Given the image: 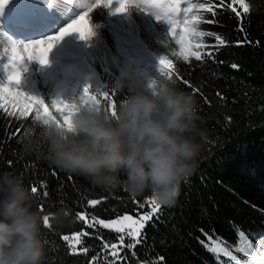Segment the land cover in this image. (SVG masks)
Masks as SVG:
<instances>
[{
    "label": "trees",
    "instance_id": "obj_1",
    "mask_svg": "<svg viewBox=\"0 0 264 264\" xmlns=\"http://www.w3.org/2000/svg\"><path fill=\"white\" fill-rule=\"evenodd\" d=\"M27 1L31 3L26 12L40 10L39 0ZM153 2L170 5L174 0ZM188 3H207V0H182L180 8H186ZM229 3L232 0H224V5L212 0L209 6H214V14L204 9L198 13L202 20L200 30L214 34L203 37L201 42L217 44L215 36L225 42L204 49L213 53L212 58L204 57L201 61L190 58L184 62L171 57L172 80L198 101L197 127L202 133L198 137L202 150L194 172L181 183L178 200L172 206L159 204L151 219L144 222L134 248L128 247L132 243L129 238L121 246L117 233L89 224L94 223L92 217L107 221L150 213L155 204L148 201L153 196L148 192L132 196L123 183L116 189H106L83 176L62 171L46 158L44 126L31 117L20 121L0 114V173L15 172L26 187L36 186L33 209L50 217V227L42 228L47 241L45 264H252L254 259L261 258L264 251V0H245L247 13L238 3L232 5L236 10L232 11L226 6ZM168 15L182 20L185 13ZM76 34L77 42L92 56L94 87L97 92L115 91L118 106L128 95V89L119 92L115 88L120 68L113 62L114 57L98 38L92 43ZM145 62L142 69L146 76L140 82L163 77L157 59L147 57ZM63 99L80 102L78 93L71 89ZM100 105L107 107L103 98ZM29 138L32 144L26 151ZM45 190L47 197L43 195ZM91 200L100 202L91 205ZM61 209L70 214L57 222L50 214ZM81 212L86 219L78 218ZM78 233L84 234L80 235V243L75 244ZM64 235L73 238L74 248L62 239ZM205 236L212 242L206 241ZM85 248L88 250L84 251Z\"/></svg>",
    "mask_w": 264,
    "mask_h": 264
},
{
    "label": "clouds",
    "instance_id": "obj_2",
    "mask_svg": "<svg viewBox=\"0 0 264 264\" xmlns=\"http://www.w3.org/2000/svg\"><path fill=\"white\" fill-rule=\"evenodd\" d=\"M119 71L115 88L128 89V95L116 115L101 105L81 106L73 114L72 131L45 127L46 158L97 186L116 189L123 183L132 196L148 192L159 204L172 206L202 150L198 101L167 77L143 83L130 67ZM31 144L29 138L26 151ZM0 194V264H45V215L33 209L35 194L8 171L0 173ZM69 214L61 209L50 215L62 222Z\"/></svg>",
    "mask_w": 264,
    "mask_h": 264
},
{
    "label": "rangeland",
    "instance_id": "obj_3",
    "mask_svg": "<svg viewBox=\"0 0 264 264\" xmlns=\"http://www.w3.org/2000/svg\"><path fill=\"white\" fill-rule=\"evenodd\" d=\"M39 2L37 4L40 10L29 13L25 8L31 2L8 0L0 12V57H4L0 60V82L7 80L5 49L11 42L27 44L57 35L89 8L92 9L89 20L95 35L88 41L94 43L96 38L102 41L114 59L119 58L118 67H130L138 80H143L146 76L142 65L146 63L147 57L159 61L160 57L167 55L171 60L172 51H179V46L169 35L172 25L167 20H158L156 13L160 10L149 6L154 3L153 0H134L126 13L115 12L118 7L116 0L111 8L104 4L97 6V0ZM25 66L27 71L16 87L43 99L49 105L53 100L63 99L68 89L77 92L79 97L85 86H90L93 92H97L94 87L92 56L84 45L77 42L76 33L69 34L52 49L47 65L26 60ZM50 110L55 114L54 109ZM252 264H264V251L261 258L254 259Z\"/></svg>",
    "mask_w": 264,
    "mask_h": 264
},
{
    "label": "snow or ice",
    "instance_id": "obj_4",
    "mask_svg": "<svg viewBox=\"0 0 264 264\" xmlns=\"http://www.w3.org/2000/svg\"><path fill=\"white\" fill-rule=\"evenodd\" d=\"M113 2L114 0H97V6L99 4H104L106 7L111 8ZM116 2L118 3V7L115 9V12L126 13L134 3V0H116ZM181 2L182 0H174L170 5L161 3H152L149 5L152 8L160 10V12L156 13L158 20H167L172 25L169 35L174 39L175 44L179 46V51L173 50L171 55L178 61L183 60L184 62H188L190 58H194L197 61H201L204 57L212 58L213 53L211 51H204V49L215 48L225 42L221 37L215 36L214 38L217 44L210 45L202 43L201 39L203 37L213 36L214 34L200 30L199 25L202 20L198 15L200 9L214 14V6H209L212 0H207V3H188V6L184 9L180 8ZM7 3L8 0H0V12L3 11ZM219 3L220 5H224V0H219ZM234 3H238L242 6L245 13L249 11V7L245 3V0H232V3L226 6L232 11H236L232 6ZM136 6L138 7V5ZM91 10L92 9L89 8L88 11H85L78 18L72 20L57 35L27 44L10 43V46L5 49L7 63L4 67L7 71V80L6 82H0V114L20 121L27 120L31 117L34 122L44 126V128L55 124L58 127H64L72 131V117L79 107L100 105L101 98H103L107 104L105 110L110 112L113 116L116 115L117 102L114 100L115 91H113L112 94L107 91L93 92L90 86H85L79 103L57 99L53 100L51 105H49L43 99L29 95L16 87V85L21 82L24 72L27 71L25 66L26 60H35L39 61L41 65H47L49 63V54L52 49L69 34L78 33L81 40H90L95 35L89 20V13ZM181 11L185 13L182 20L173 19L168 15L171 12L178 16ZM236 14L239 15V12ZM207 22L211 23L213 21ZM2 59H4V57H0V60ZM171 63L172 61L167 55L160 57V73L169 79H173V73L169 68ZM232 67L236 68L238 66L233 65ZM184 83L187 84L188 82L184 81ZM50 109H54L55 114ZM31 190L34 194L38 192L36 186H32ZM43 195L47 197L48 192L46 190L43 191ZM99 202L98 200H91L89 203L91 205H96ZM148 203L155 204V207L150 213L141 215L139 219L124 215L111 222H106L102 219L92 217L94 223L89 224V227L100 225L105 229L112 230L118 234V243L121 246L124 245V240L127 237L132 241L128 247L134 248L135 245L139 243V238L142 235L141 230L144 227V223L142 222L150 220L152 213L159 208V203L154 197L149 199ZM41 210L43 209L41 208ZM77 216L79 219H86L83 212L78 213ZM49 221L50 217L45 215L46 227H50ZM82 234L84 233L76 234L75 244L80 243V235ZM62 239L68 243L70 248H74L73 238L64 235ZM205 240L209 243L212 242V239H209L207 236H205ZM106 247L109 246L106 245ZM87 250L86 248L84 249V251ZM115 254L116 252L114 251L113 255Z\"/></svg>",
    "mask_w": 264,
    "mask_h": 264
}]
</instances>
